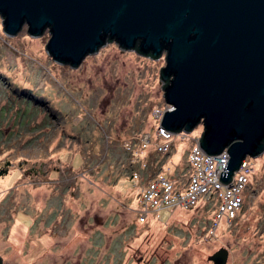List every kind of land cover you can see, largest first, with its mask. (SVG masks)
<instances>
[{"label":"rangeland","instance_id":"obj_1","mask_svg":"<svg viewBox=\"0 0 264 264\" xmlns=\"http://www.w3.org/2000/svg\"><path fill=\"white\" fill-rule=\"evenodd\" d=\"M49 38L26 25L7 37L0 18L2 264H213L220 249L226 264H264V153L231 222L214 225L211 202L139 222L143 185L185 175L203 127L155 148L164 53L110 42L71 69L47 55Z\"/></svg>","mask_w":264,"mask_h":264},{"label":"water","instance_id":"obj_2","mask_svg":"<svg viewBox=\"0 0 264 264\" xmlns=\"http://www.w3.org/2000/svg\"><path fill=\"white\" fill-rule=\"evenodd\" d=\"M0 18L7 37L24 25L34 39L48 30L47 55L71 69L110 42L164 53L159 126L189 134L201 124L203 153L227 150L221 183L264 153V0H0ZM227 259L226 249L209 258Z\"/></svg>","mask_w":264,"mask_h":264},{"label":"built area","instance_id":"obj_3","mask_svg":"<svg viewBox=\"0 0 264 264\" xmlns=\"http://www.w3.org/2000/svg\"><path fill=\"white\" fill-rule=\"evenodd\" d=\"M163 112L160 113L159 119ZM182 135L185 134H172L158 125L155 148L158 152L166 151L173 140ZM198 141L199 139L193 141L189 149L185 175L171 179L160 173L143 185L138 199L141 206L139 222H144L150 214L155 213V216H158L162 210H191L208 202L214 205V225L231 222L236 217L243 206L244 192L253 174L252 158L246 157L242 161L229 183H221L220 175L222 171H226L224 168L228 161L227 150L218 156H208L199 148ZM147 142H142L143 148L147 147Z\"/></svg>","mask_w":264,"mask_h":264},{"label":"crops","instance_id":"obj_4","mask_svg":"<svg viewBox=\"0 0 264 264\" xmlns=\"http://www.w3.org/2000/svg\"><path fill=\"white\" fill-rule=\"evenodd\" d=\"M187 165V164H186ZM186 168H188V165L186 166Z\"/></svg>","mask_w":264,"mask_h":264},{"label":"flooded vegetation","instance_id":"obj_5","mask_svg":"<svg viewBox=\"0 0 264 264\" xmlns=\"http://www.w3.org/2000/svg\"><path fill=\"white\" fill-rule=\"evenodd\" d=\"M210 258V257H209ZM209 258H208V260H209ZM257 264V263H256Z\"/></svg>","mask_w":264,"mask_h":264},{"label":"trees","instance_id":"obj_6","mask_svg":"<svg viewBox=\"0 0 264 264\" xmlns=\"http://www.w3.org/2000/svg\"><path fill=\"white\" fill-rule=\"evenodd\" d=\"M0 175H3V174H0Z\"/></svg>","mask_w":264,"mask_h":264}]
</instances>
